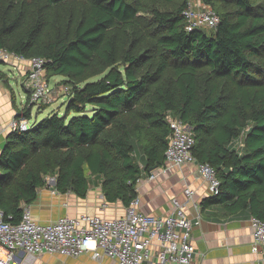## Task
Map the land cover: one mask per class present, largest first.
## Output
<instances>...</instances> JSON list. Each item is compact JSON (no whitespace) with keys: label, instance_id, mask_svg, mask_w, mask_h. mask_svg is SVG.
Wrapping results in <instances>:
<instances>
[{"label":"trees","instance_id":"trees-1","mask_svg":"<svg viewBox=\"0 0 264 264\" xmlns=\"http://www.w3.org/2000/svg\"><path fill=\"white\" fill-rule=\"evenodd\" d=\"M188 2L0 0V50L45 60L47 81L70 90L63 116L5 138L4 223H20L47 178L79 198L95 179L106 203L129 207L138 182L165 163L168 116L219 180L202 207L264 221V0H201L219 22L191 31ZM22 113L28 121L30 108Z\"/></svg>","mask_w":264,"mask_h":264},{"label":"built area","instance_id":"built-area-1","mask_svg":"<svg viewBox=\"0 0 264 264\" xmlns=\"http://www.w3.org/2000/svg\"><path fill=\"white\" fill-rule=\"evenodd\" d=\"M183 16L187 31L196 28L215 30L219 22L218 16L201 2H188ZM0 64H10L12 68L21 70L24 107L39 110L54 104L58 92L66 95L67 99L70 95L66 86L57 91L49 85L46 61L41 58L26 59L3 49L0 50ZM167 121L171 137L164 153L165 163L153 170L148 180L154 181L172 170L194 165L207 184L209 196L217 195L219 180L215 171L207 164L197 163L193 156L191 131L172 116H168ZM26 122L28 124L25 119L20 122L13 119L8 125L9 132L26 130ZM45 182L44 188L51 196L59 194L49 184V178ZM193 194L191 188H185L183 199L171 198L169 212L164 215L139 211L136 199L126 208L125 216L110 220L82 215L74 219L62 216L54 222L39 223L31 217V205L22 204L20 223L11 226L4 223V212L0 210V264H31L34 258L42 255L68 258L89 255L94 261L108 259L114 264H190L193 256L191 231L200 220L192 221L186 213ZM250 225L251 252L264 254V221L251 218ZM258 264H264V258Z\"/></svg>","mask_w":264,"mask_h":264},{"label":"crops","instance_id":"crops-1","mask_svg":"<svg viewBox=\"0 0 264 264\" xmlns=\"http://www.w3.org/2000/svg\"><path fill=\"white\" fill-rule=\"evenodd\" d=\"M201 2V0H198ZM15 69V68H12ZM19 88L23 77L20 69H15ZM50 78L49 85L54 88L59 82ZM11 81L10 73L0 71V151L9 132L8 125L16 117L17 111L12 104L8 90ZM11 87V86H10ZM57 86L55 90H59ZM23 91L18 93L20 101ZM62 93L58 92L55 100L58 104L62 101ZM63 96V95H62ZM15 103V101H14ZM25 119L23 115L17 118V122ZM26 120V119H25ZM27 124V122H26ZM185 188L194 191L186 213L195 221L199 218V224L193 226L190 243L193 256L190 264H258L264 258V254L251 252L252 227L249 218L228 219L215 207H202L205 199L209 198L207 184L198 173L196 166L186 165L179 170H172L167 174L158 176L154 181H149L148 176L141 179L136 187L138 209L145 214L164 215L169 212V201L178 197L183 199L182 192ZM105 206V208H103ZM126 208L120 204H108L104 201L100 183L90 178L86 196L79 198L73 193L56 194L51 196L47 189H40L37 198L30 208L31 217L39 223L54 222L59 217L66 216L74 219L82 215L96 216L102 219L121 218L126 214ZM22 257V254H18ZM31 264H114L108 259L94 261L89 255L78 258L62 256L42 255L34 258Z\"/></svg>","mask_w":264,"mask_h":264},{"label":"rangeland","instance_id":"rangeland-1","mask_svg":"<svg viewBox=\"0 0 264 264\" xmlns=\"http://www.w3.org/2000/svg\"><path fill=\"white\" fill-rule=\"evenodd\" d=\"M189 2L190 3H196L199 1L198 0H189ZM62 13H63V9L58 10V15H60ZM30 15H31V13H30ZM11 66L12 65H10V64H0V71H3L5 73H7V72L10 73L11 81L9 82V84L11 86L10 88L13 89V91H14V101H15V107L17 109V107L18 108L20 107V103L22 104V101L24 98V95L21 96L22 101H20V97L18 96V93H20V91L24 92V88L22 87V85L19 88L20 83L19 82L16 83L15 81H13V78H15L17 81V76L15 74L16 73L15 69H12ZM53 81L59 82V81H61V78H59V77L53 78L52 82H50L51 85H53ZM48 83H49V80H48ZM57 86L62 87L63 85H61L59 82L56 86H54V90ZM61 98H62V101L59 104L56 102L58 100H56L54 104L47 106V107L46 106L42 107L39 110H37V108H35V107H32V108L27 107V108H30V119L28 120L27 127L34 125V124H38L40 121H42L46 116L50 115L51 113H56V114H58V116H63V114L65 112L66 104H67V97H66V95H64V96L61 95ZM24 106H26V105H24ZM20 115H23V113H22V110H20V108H19V111H17V118ZM70 117H72V115H70L69 118Z\"/></svg>","mask_w":264,"mask_h":264}]
</instances>
